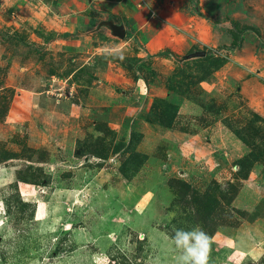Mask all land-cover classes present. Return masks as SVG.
Instances as JSON below:
<instances>
[{"label": "rangeland", "instance_id": "obj_1", "mask_svg": "<svg viewBox=\"0 0 264 264\" xmlns=\"http://www.w3.org/2000/svg\"><path fill=\"white\" fill-rule=\"evenodd\" d=\"M100 1L0 0V264H264V0Z\"/></svg>", "mask_w": 264, "mask_h": 264}, {"label": "clouds", "instance_id": "obj_2", "mask_svg": "<svg viewBox=\"0 0 264 264\" xmlns=\"http://www.w3.org/2000/svg\"><path fill=\"white\" fill-rule=\"evenodd\" d=\"M210 240L209 235L198 225L190 230L175 229L172 242L179 253L177 264H208Z\"/></svg>", "mask_w": 264, "mask_h": 264}, {"label": "crops", "instance_id": "obj_3", "mask_svg": "<svg viewBox=\"0 0 264 264\" xmlns=\"http://www.w3.org/2000/svg\"><path fill=\"white\" fill-rule=\"evenodd\" d=\"M36 0H13V5L15 4H22L24 2H34ZM39 4L42 5L41 8L43 9H49L50 11L54 12V18L51 17L52 22L54 20H59L60 22H69L70 19L72 18L74 21L78 22L77 18L74 17H81V24L86 23L87 25L93 26L96 23V18L92 17L90 15V11L95 8V1L96 0H38ZM49 1V2H47ZM100 1V0H97ZM102 1V0H101ZM100 1V2H101ZM102 6V5H101ZM25 9L28 8V5L24 7ZM31 9V8H30ZM65 9V10H63ZM109 10L108 8H105V11ZM58 11L61 14H58ZM66 14H62L63 12ZM72 13H75V15H72ZM85 13V15H83ZM65 15V16H62ZM77 15V16H76ZM88 15V16H86ZM109 16V15H107ZM87 20V21H85ZM56 23V21H54ZM80 24V25H81ZM66 25V24H65ZM77 24L71 25L72 28H77ZM64 34V33H63Z\"/></svg>", "mask_w": 264, "mask_h": 264}, {"label": "water", "instance_id": "obj_4", "mask_svg": "<svg viewBox=\"0 0 264 264\" xmlns=\"http://www.w3.org/2000/svg\"><path fill=\"white\" fill-rule=\"evenodd\" d=\"M101 27H107L112 35L114 37H117L119 39H124L126 37L127 31L125 26L116 24L113 20H105L103 21L99 28ZM207 55V52L205 51H197L195 53H192L186 57V59H194V58H202Z\"/></svg>", "mask_w": 264, "mask_h": 264}, {"label": "trees", "instance_id": "obj_5", "mask_svg": "<svg viewBox=\"0 0 264 264\" xmlns=\"http://www.w3.org/2000/svg\"><path fill=\"white\" fill-rule=\"evenodd\" d=\"M106 20H112V18L109 17ZM241 40H242L241 39V35H239V37H238V44H240ZM239 46L240 45H233V46L228 47V49H230V50L237 49ZM158 55L159 56H171L172 54L170 53V51L166 50L164 52L159 53Z\"/></svg>", "mask_w": 264, "mask_h": 264}]
</instances>
